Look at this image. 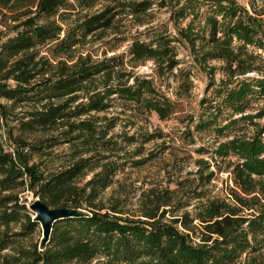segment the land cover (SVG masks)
Segmentation results:
<instances>
[{"label":"trees","instance_id":"1","mask_svg":"<svg viewBox=\"0 0 264 264\" xmlns=\"http://www.w3.org/2000/svg\"><path fill=\"white\" fill-rule=\"evenodd\" d=\"M155 8L168 10L173 30L130 35L129 23H149ZM110 34L129 42L126 52L76 55L87 39ZM179 48L192 66L181 68ZM254 49L264 52V42L236 0H0V81L14 83L0 97L9 110L21 108L12 114L13 148L0 139V264H264V76L242 77L260 71ZM147 61L160 83L137 72ZM210 61L223 63L219 84ZM195 66L214 99L201 100L179 138L194 144V130L212 127L222 138L207 152L210 162L197 161L199 185L213 176L202 173L210 163L224 161L233 186L227 198L189 192L194 212L167 222L160 209L175 194L150 188L139 213L126 215L122 198L104 192L127 169L182 146L160 129L114 133L119 120L105 113L167 119L190 94ZM254 101L262 104L251 112ZM27 194L78 214L57 219L42 245Z\"/></svg>","mask_w":264,"mask_h":264},{"label":"rangeland","instance_id":"2","mask_svg":"<svg viewBox=\"0 0 264 264\" xmlns=\"http://www.w3.org/2000/svg\"><path fill=\"white\" fill-rule=\"evenodd\" d=\"M237 3L244 10L247 21L258 32V37L264 42V0H236ZM149 23L144 25H137L135 22L129 23L130 35L137 34L145 31L148 28L158 27L159 29L168 28L173 30V24L171 15L167 9H154L151 11V15L147 17ZM144 34H142V37ZM114 34L108 35L105 39L96 40L94 38L87 39L84 45H79L76 49V55H90L93 59L102 58L104 56H110L112 54H118L126 52L129 46V42L117 43L115 40H111ZM251 50L252 48L249 47ZM255 50V49H254ZM178 58L181 60V68H188L192 66V59L188 52L183 48H179ZM258 54V58L254 62V65L260 68V71H253L245 74L242 77L253 78L264 76V52L262 50H255ZM210 64L216 66V72L214 80L216 84L220 83V80L227 78L224 72L221 70L222 62L210 61ZM193 70V87L190 90L188 96L179 103L176 111L167 119L160 120L155 113H152L146 117L134 116L129 112H123L119 108L111 109L105 113L106 117L118 118V126L113 130L114 133L120 131L133 132L136 130L152 131L160 129L167 133L170 137L175 136L173 142L176 146H182V149H177L175 152L164 153L159 160L151 162L140 168L127 169L125 173L117 177V182L114 186L107 189L103 198L113 195L115 197L122 198L123 211L129 215L139 213L140 204L150 188H156L158 191L165 188H169L174 192L171 206L161 207L160 210L166 209L164 220L170 221L173 217H178L185 212L193 213L197 204V199L193 198V194L189 192H198L205 190V198L220 197L227 198L229 188L233 186L231 174L229 173L225 162L218 161L217 165L210 163V167L203 171V174L213 172V176L205 186H200L202 182L200 176V169L198 168L197 161L200 159L210 162V154L207 153L217 142L222 138L217 137L214 134L212 127L203 131H193L194 144H186L179 138L180 133L186 129L188 124V116H193L194 119H198L201 114V110L205 104H201V100L204 97L214 99L212 91L207 89L209 82L208 75L202 71L198 66L191 67ZM155 65L151 61H147L143 64H139L136 70L141 75H150L157 81V84L161 80L154 73ZM175 73L177 71H174ZM170 84V91L176 86V79L173 75L166 79ZM14 83L11 81H0V89L6 86H11ZM169 91V93H170ZM216 100L213 101V103ZM260 104L259 101H254L250 105L249 111H254ZM21 108H16L14 111L9 110V103L0 97V139L4 145L9 149L13 148V137L17 134L15 121L13 119V112H19ZM226 112V111H225ZM238 115H234L236 117ZM227 118L225 113L222 114L219 123H225ZM263 120H261L262 122ZM192 130V126H191ZM11 133V137L9 134ZM205 148V152L198 153L197 148ZM235 158L233 157L232 160ZM187 192V194H186ZM27 203L32 198L30 194L26 195ZM33 213V212H32ZM40 226V224H39ZM41 233V226H40ZM40 234V238H41ZM264 253V249L262 251Z\"/></svg>","mask_w":264,"mask_h":264},{"label":"water","instance_id":"3","mask_svg":"<svg viewBox=\"0 0 264 264\" xmlns=\"http://www.w3.org/2000/svg\"><path fill=\"white\" fill-rule=\"evenodd\" d=\"M27 207L33 212V219L40 223L42 234L40 240L42 245L47 242L52 230V225L57 219L78 214V211L72 208H51L38 197L34 196L29 200Z\"/></svg>","mask_w":264,"mask_h":264}]
</instances>
